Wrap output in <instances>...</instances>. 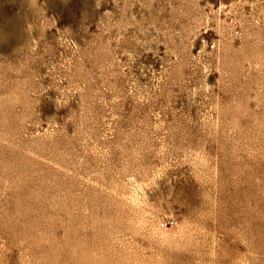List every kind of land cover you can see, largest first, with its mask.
<instances>
[{"label": "rangeland", "instance_id": "1", "mask_svg": "<svg viewBox=\"0 0 264 264\" xmlns=\"http://www.w3.org/2000/svg\"><path fill=\"white\" fill-rule=\"evenodd\" d=\"M26 1L0 0V17L30 9L39 44L26 66L31 109L0 118V264H264V3L188 0L203 28L178 73L156 31L108 40L114 0H95L94 18L93 0ZM78 48L90 53L77 72L65 63ZM8 125L21 132L6 146Z\"/></svg>", "mask_w": 264, "mask_h": 264}, {"label": "bare ground", "instance_id": "2", "mask_svg": "<svg viewBox=\"0 0 264 264\" xmlns=\"http://www.w3.org/2000/svg\"><path fill=\"white\" fill-rule=\"evenodd\" d=\"M24 1L27 2L26 0H24ZM62 1H66V0H62ZM86 1L89 2V0H86ZM154 1L155 0H145L144 2H140L138 0H114V5H115L114 9L112 11H108L105 14V17L102 19L103 29H104V31H106L109 34L110 38L108 40L114 39L118 43H120L121 39L126 35V33H128V29L130 26H133L135 29H138V30H143V27H146L147 31L148 30L151 32L156 31V40H157L156 43L161 42L164 44V47H165V52H164L165 54L163 56L164 59L168 60L169 58H171L169 56V50L173 49L172 52L176 56V57L175 56L174 57L177 58V64L175 66H176V70L179 73L182 71L183 67L186 65L188 57L189 56L191 57V55H193L192 46L195 45L196 38L199 37L198 33H199L200 27H201L200 24L203 23L202 22L203 19L200 21V18H201L200 16L202 14L200 15L201 12L199 13L197 11L195 13V15H192V16L189 15V17H188V13H187L188 11L187 10L191 8V7H188L186 10L187 5H189L188 0H179V1L176 0L179 2V4L177 6L169 5L170 7L168 9H165V7H162L161 5L155 4L156 1L155 2ZM176 1L174 0V2H176ZM190 1L194 5L198 2V0H190ZM96 3L97 2L95 0H93L90 3L91 9L89 11L85 12L87 14V16H90V17L93 16L92 18H94V16L96 17V14H98V12L95 10ZM262 3H264V0H244L240 7L245 6V5L254 7L257 5H261ZM135 4L137 5L138 10L140 11L141 17H139V18L133 15V6ZM24 5H26V4H24ZM97 6H99V5H97ZM97 8H99V7H97ZM191 9H193V8H191ZM28 10L30 11V9H28V8L26 9L24 6L22 13H20L21 15L18 18H16L15 21L12 20L11 18H9L8 16L4 15V14L0 17V118L2 119V121L5 120L8 124H11L16 119H19V121L21 122L22 118L25 116V113L27 112L28 107L30 108L31 107L30 105H32L33 101L35 100V98L28 93L29 89L27 88V85L25 82V79L27 76V74H26L27 63H28L30 57L32 55H34L35 53H37L36 51H37V49H39L38 48L39 44L37 42V36L33 32L34 20H32L30 18V16H32V15L29 14ZM231 10L232 9L230 8L228 11H231ZM190 12L191 11H189V14H191ZM202 13H203V11H202ZM231 13H233V11ZM233 18H234V16H233ZM214 19L215 18H213V20ZM215 22H216L215 24H217L218 28L221 30L226 26L224 19L217 18ZM81 25H85V24H81ZM202 25H204V24H202ZM78 26H76V27H78ZM82 28H84V26H82ZM202 28L203 27H201V29ZM213 28H215V27H213ZM218 28L216 30H218ZM262 28H263V26H262ZM79 30H80V26H79V29H77V31H79ZM82 31H85V30L82 29ZM80 33H81V31H80ZM218 33L220 34L221 32H218ZM222 33H224V32L222 31ZM252 33L254 34V32H252ZM256 35L257 34H255V36ZM161 36H163V37H161ZM75 38H76V36H75ZM258 38H256V39H258ZM260 38H261V36H260ZM46 39H47L48 44H51L53 41L60 43V42H62V35L60 34V35L56 36L55 34H49V35L47 34ZM254 39H255V37H254ZM214 40H216V39H214ZM82 41H84V40H82ZM197 41H198V47L200 49L198 55L202 56V52H205L207 49L206 48V40H204V38L200 37V38H198ZM256 41H254V42H256ZM75 44L77 47L80 46V42L77 40L75 41ZM158 45H159V43H158ZM252 46H254V45H252ZM252 46H250V47H252ZM213 47H214L213 50H215V48L220 49V47L217 44H215V42H214ZM79 48H78L77 56L75 57V60H71V58L66 57L67 62L65 63V64L69 65V67L73 65L74 71L76 70L77 72L80 70V68H83L82 61L84 59L83 58L84 55H86V54L88 55V53H90L86 49H79ZM156 49H158V47H156ZM221 49L224 50L222 57L224 59H228V57H230L228 60H231V56H227V53L229 51V46L228 45H225L223 47L221 46ZM240 49L243 52V47H241ZM219 53H220V51H219ZM217 54H216V56L218 57ZM25 55L26 56L29 55V57L27 56L28 58H26V57L23 58V56H25ZM234 55H235V52H234ZM45 58H46V56H45ZM193 58H195V56ZM196 58L198 59V56ZM214 59H215V57H214ZM224 59H223V61H224ZM234 59H236V58H234ZM14 60H18V63L17 62L14 63ZM190 60H191V58H190ZM208 60H207V62H208ZM216 60H218V62H221L220 57H219V59H216ZM247 60H248V58H247ZM189 63L190 62H188V64ZM167 64H168V62H167ZM143 67H145V66L143 65ZM185 67H187V65ZM161 69L162 70L159 73L158 72L155 73V70L153 69V72H154L153 76L155 78H157V80L160 79V75H161V77H163L162 71L166 68H164V66H163ZM219 69L222 70L221 67ZM70 70H68V72ZM142 70H144V69H142ZM184 70H186V69H183V72H184ZM170 75H172V74H170ZM158 82H161V81H158ZM141 86H142V84H141ZM211 87H212V82L205 75L204 80H203L202 89L203 90H210ZM194 93L196 94L195 90L191 93V95H193ZM137 94H140V92ZM53 100H55V99H53ZM16 103L22 107L21 112H19V113L15 112V110H14V105ZM54 103H56V102H54ZM59 106H60V104H59ZM51 119H53V117ZM52 123H53V121H52ZM55 123H56V121H55ZM7 128H5L6 133H5V137H4V144L6 146H9L11 144L14 136L16 134L18 135L21 132L20 131L21 129L19 127H16L17 128L16 129L17 131H16L11 127V125H8ZM42 138H43V136L42 137H36V138H30V139L28 138V140H24V141H27L29 146H33V145H37L42 140ZM148 197H149V193L147 191H145L141 195V200H143L144 202L148 201Z\"/></svg>", "mask_w": 264, "mask_h": 264}]
</instances>
